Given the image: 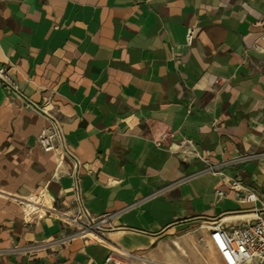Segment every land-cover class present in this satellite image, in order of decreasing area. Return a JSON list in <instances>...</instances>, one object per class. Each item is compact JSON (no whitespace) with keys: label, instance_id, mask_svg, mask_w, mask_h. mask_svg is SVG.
I'll return each instance as SVG.
<instances>
[{"label":"crops","instance_id":"crops-1","mask_svg":"<svg viewBox=\"0 0 264 264\" xmlns=\"http://www.w3.org/2000/svg\"><path fill=\"white\" fill-rule=\"evenodd\" d=\"M263 34L264 0H0V264L220 263L212 224L264 213ZM43 190L102 240L13 202Z\"/></svg>","mask_w":264,"mask_h":264},{"label":"built area","instance_id":"built-area-1","mask_svg":"<svg viewBox=\"0 0 264 264\" xmlns=\"http://www.w3.org/2000/svg\"><path fill=\"white\" fill-rule=\"evenodd\" d=\"M186 37L188 43H190L192 40L191 29L188 30ZM262 39L264 40V34L262 35ZM255 47L260 48L256 45ZM0 83L7 84L10 87L15 86L9 74L3 69L0 70ZM61 137L58 122L53 118V120L51 119L50 126L40 129L37 134V141L40 146L47 151L53 149V146L61 141ZM198 156L200 157V155ZM205 161H207L208 164L205 171L215 170L214 165L209 163L208 160ZM229 182L230 187L236 190L239 200L244 202L259 201V197L254 192L246 190L242 185L240 176L230 178ZM216 193L219 197L223 195V192L219 189H216ZM73 217L81 222L85 228H89L96 233L101 224L104 223L109 216L104 215L93 218L80 211L78 215ZM75 227L77 231L74 235L78 233L83 234L77 226ZM209 230L213 246L221 259L218 264H264V213H256L250 222L234 228L232 231H227L220 221H215ZM116 251L117 250L113 249V252ZM106 261L113 262L114 264H121L122 258L119 254L116 256L109 255Z\"/></svg>","mask_w":264,"mask_h":264},{"label":"bare ground","instance_id":"bare-ground-1","mask_svg":"<svg viewBox=\"0 0 264 264\" xmlns=\"http://www.w3.org/2000/svg\"><path fill=\"white\" fill-rule=\"evenodd\" d=\"M56 155V160L59 163L61 160V149L56 144L53 146ZM13 202L18 204L22 213L27 218H36L43 215L57 216L65 221L70 222L72 225L77 226L82 233L97 240H102L100 236L89 228H85L81 222L66 213L56 210L50 201L46 191H38L31 193L23 199L14 198Z\"/></svg>","mask_w":264,"mask_h":264},{"label":"water","instance_id":"water-1","mask_svg":"<svg viewBox=\"0 0 264 264\" xmlns=\"http://www.w3.org/2000/svg\"><path fill=\"white\" fill-rule=\"evenodd\" d=\"M35 107L38 108L39 110H41L37 105H35ZM41 111H42V110H41ZM43 113H44L47 117H49L50 119L53 120V118H52L51 116H49L47 113H45L44 111H43Z\"/></svg>","mask_w":264,"mask_h":264},{"label":"rangeland","instance_id":"rangeland-1","mask_svg":"<svg viewBox=\"0 0 264 264\" xmlns=\"http://www.w3.org/2000/svg\"><path fill=\"white\" fill-rule=\"evenodd\" d=\"M63 220V219H62ZM63 221H65V220H63ZM65 222H67V221H65ZM68 223V222H67ZM68 224H71V223H68ZM76 228V227H75ZM77 230V229H76Z\"/></svg>","mask_w":264,"mask_h":264}]
</instances>
